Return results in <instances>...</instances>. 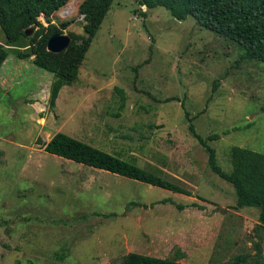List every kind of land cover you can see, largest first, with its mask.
I'll return each mask as SVG.
<instances>
[{"label":"rangeland","instance_id":"obj_1","mask_svg":"<svg viewBox=\"0 0 264 264\" xmlns=\"http://www.w3.org/2000/svg\"><path fill=\"white\" fill-rule=\"evenodd\" d=\"M83 1L52 16L63 35H84ZM242 54L192 16L115 0L79 81L54 102L55 77L25 60L21 81L0 95V264H122L130 253L225 264L253 253L260 209H236L234 187L191 131L228 172L233 147L264 153V64ZM59 132L192 196L50 155Z\"/></svg>","mask_w":264,"mask_h":264},{"label":"trees","instance_id":"obj_2","mask_svg":"<svg viewBox=\"0 0 264 264\" xmlns=\"http://www.w3.org/2000/svg\"><path fill=\"white\" fill-rule=\"evenodd\" d=\"M71 0H0V29L6 36L8 46L26 41L28 51H19V60L33 58V64L55 77L53 102L63 87L79 81L80 68L96 39L115 0H84L79 7L84 17V35L71 34L69 47L60 54L49 52L50 37L62 32L51 22L52 16L65 8ZM141 7L154 9L164 7L179 21L194 17L198 24L217 35L236 43L242 51V59L264 64V0H136ZM146 16V14H144ZM44 18L49 24L41 23ZM33 28L37 30L28 35ZM63 35V34H62ZM10 53L0 44V70ZM215 84V89L218 88ZM122 109L126 104L124 91ZM172 99H169V101ZM191 131L206 149L211 170L222 180L231 184L236 192V209L245 207L260 209L255 230L257 242L253 253L235 256L225 264H264V153H257L238 146L230 150L232 170H224L218 162L217 153L207 140ZM218 135L210 140L219 139ZM47 153L89 168L162 188L185 196L192 193L172 182L162 174L146 170L135 162L111 154L91 144L59 132L44 146ZM162 201L161 203H165ZM182 209V206H179ZM264 236V235H263ZM122 264H185L176 259H160L138 253L128 254Z\"/></svg>","mask_w":264,"mask_h":264},{"label":"crops","instance_id":"obj_3","mask_svg":"<svg viewBox=\"0 0 264 264\" xmlns=\"http://www.w3.org/2000/svg\"><path fill=\"white\" fill-rule=\"evenodd\" d=\"M0 44L5 45L8 48L9 53H13L12 54L13 56H11V54L9 55L7 61L0 70V95H1L7 89L6 87L7 84L21 81V77L17 76V74L23 71V69H25L26 67L28 68L29 65H27L28 63H26L25 60H21L22 61L21 65H19L14 61L16 60L15 58H17L16 55L19 51H23V52L28 51V46H27L28 43L26 41H22L21 43H18L17 46H8L6 36L2 33L0 29ZM27 60L28 62L33 63V58ZM47 76L51 77L52 75H47Z\"/></svg>","mask_w":264,"mask_h":264},{"label":"water","instance_id":"obj_4","mask_svg":"<svg viewBox=\"0 0 264 264\" xmlns=\"http://www.w3.org/2000/svg\"><path fill=\"white\" fill-rule=\"evenodd\" d=\"M71 39L62 34H56L49 38L47 49L49 52L60 54L64 52L70 45Z\"/></svg>","mask_w":264,"mask_h":264}]
</instances>
